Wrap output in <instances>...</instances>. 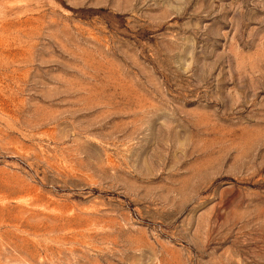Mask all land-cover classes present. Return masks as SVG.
<instances>
[{
	"label": "rangeland",
	"instance_id": "obj_1",
	"mask_svg": "<svg viewBox=\"0 0 264 264\" xmlns=\"http://www.w3.org/2000/svg\"><path fill=\"white\" fill-rule=\"evenodd\" d=\"M0 264H264V0H0Z\"/></svg>",
	"mask_w": 264,
	"mask_h": 264
}]
</instances>
